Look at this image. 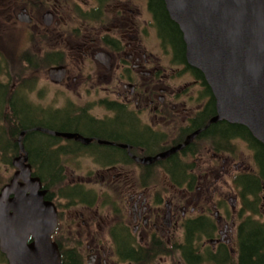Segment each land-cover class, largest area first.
<instances>
[{
    "label": "flooded vegetation",
    "instance_id": "flooded-vegetation-1",
    "mask_svg": "<svg viewBox=\"0 0 264 264\" xmlns=\"http://www.w3.org/2000/svg\"><path fill=\"white\" fill-rule=\"evenodd\" d=\"M185 52L165 0H0V191L26 153L53 241L86 264H237L242 223L264 222V182H237L255 171L233 147L248 141L208 125L216 100Z\"/></svg>",
    "mask_w": 264,
    "mask_h": 264
},
{
    "label": "water",
    "instance_id": "water-1",
    "mask_svg": "<svg viewBox=\"0 0 264 264\" xmlns=\"http://www.w3.org/2000/svg\"><path fill=\"white\" fill-rule=\"evenodd\" d=\"M165 2L183 33L187 62L203 73L215 97L217 115L208 125L218 121L243 125L264 145V0ZM50 74L54 78L55 72ZM199 132L156 158L182 149ZM15 165L19 169L14 179L0 191V248L10 264H62V253L52 239L57 208L44 199L47 190L39 177L32 176L26 153L15 159ZM10 194L16 197L9 198ZM31 234L35 240L27 244Z\"/></svg>",
    "mask_w": 264,
    "mask_h": 264
},
{
    "label": "trees",
    "instance_id": "trees-1",
    "mask_svg": "<svg viewBox=\"0 0 264 264\" xmlns=\"http://www.w3.org/2000/svg\"><path fill=\"white\" fill-rule=\"evenodd\" d=\"M159 8H160L159 10H162L161 7ZM169 25L170 28L164 30V33L166 31V34L172 40L173 46L176 48L178 52H180L183 50V44L181 41L182 39L180 40V37L174 25L172 23H170ZM184 61L186 63L185 58ZM188 67H192V66L188 65ZM198 74L201 75L203 73L198 71ZM233 134L236 135V137L241 136L248 141V144L253 152V159L256 165L255 171L251 173V175H246L247 177L246 176L238 177L237 182L242 186V190L240 192L244 196L249 195L251 193H255V195H257V192L251 187V184L254 183L257 185L259 184L261 185L262 182H264V145L258 140H256L252 136L250 131L243 125L234 124ZM225 140L226 139L223 138V141ZM31 143L33 146H35L37 145L36 144L37 140L33 139L31 140ZM14 149L17 150L16 144L14 146ZM39 158L41 159V157ZM44 170L50 172L51 167H49L48 165L47 166L44 165ZM36 172L39 176H42L41 174L42 171L37 170ZM238 241L239 244H241L240 247L241 255L239 257L240 259L237 264H264V222L258 220H250V218H247L242 223L241 228L239 230ZM60 249L62 253V264H86L81 254L78 253L77 250L68 249L64 244L60 245ZM189 250H190V256L192 257V246H190ZM160 253L161 252H159V254ZM161 254L169 255V253L166 251L162 252ZM190 263L194 264L193 261H190Z\"/></svg>",
    "mask_w": 264,
    "mask_h": 264
},
{
    "label": "rangeland",
    "instance_id": "rangeland-1",
    "mask_svg": "<svg viewBox=\"0 0 264 264\" xmlns=\"http://www.w3.org/2000/svg\"><path fill=\"white\" fill-rule=\"evenodd\" d=\"M192 78V76H189L187 78H184L182 81L184 80H189ZM181 81V82H182ZM234 144L236 146L233 145V147L239 152L238 154V160L243 159V160H247L250 163V166L252 167H256L255 163H254V159H253V152L251 150L250 147H248V144L246 142H240V141H235ZM0 173H2V175L4 177H7L6 175V170L4 168V166L0 169ZM97 189H99V185L96 186ZM260 211L263 213V215H259V219L264 221V208H260Z\"/></svg>",
    "mask_w": 264,
    "mask_h": 264
}]
</instances>
